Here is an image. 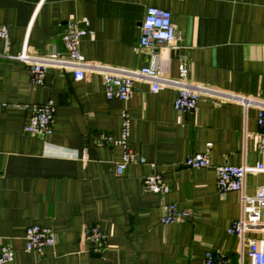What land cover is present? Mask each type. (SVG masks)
I'll use <instances>...</instances> for the list:
<instances>
[{
  "label": "crops",
  "instance_id": "obj_1",
  "mask_svg": "<svg viewBox=\"0 0 264 264\" xmlns=\"http://www.w3.org/2000/svg\"><path fill=\"white\" fill-rule=\"evenodd\" d=\"M150 5L169 11L174 41L134 49ZM81 17L88 23L79 41L86 61L155 66L170 77L182 63L189 83L238 98L199 95L193 111L176 112V89L151 91L145 79L133 82L126 100L106 99L96 71L74 80L70 71L48 67L42 82L32 83L26 66L10 56L63 53L65 21ZM0 24L7 30L0 39V245L13 252L4 264H202L206 250L228 264H248L245 242L227 233L240 214L239 191L219 193L212 167L182 161L205 153L212 165L264 162L257 108L240 99L264 101V0H0ZM47 100L50 132H26L32 105ZM122 112L134 158L118 174L122 148L100 134L120 137ZM150 173L160 175L166 193L144 188ZM261 184L264 172L247 174L244 192ZM165 203L189 217L160 223ZM32 224L54 235L41 252L24 249L23 231ZM88 225L105 236L99 250L85 237Z\"/></svg>",
  "mask_w": 264,
  "mask_h": 264
},
{
  "label": "built area",
  "instance_id": "obj_2",
  "mask_svg": "<svg viewBox=\"0 0 264 264\" xmlns=\"http://www.w3.org/2000/svg\"><path fill=\"white\" fill-rule=\"evenodd\" d=\"M78 23L83 25L78 27ZM88 23L84 17L78 20H66L64 30L60 34V43L63 53L53 52L47 55H31L21 52L10 56L20 60L28 69L30 81L40 84L44 71L48 67H55L70 71L74 80H79L86 71L99 72L104 97L106 99L126 100L133 89V82L145 79L149 83L151 91H157L165 87L176 89L172 101V108L176 112L193 111L199 95L209 98L225 99L238 98L237 95L214 87L189 83L186 76V67L180 63L178 73L170 77L155 66H141L139 68H121L108 65H99L86 61L79 51V41L88 32ZM7 30L0 24V39L5 40ZM174 41V28L170 20L168 10L156 6L145 7L140 21V35L134 49L146 47L150 49L161 45H172ZM242 103L253 104L257 108L256 125L259 130V149L264 151V101L240 97ZM53 105L50 100L32 105L31 112L24 130L31 134L49 133L52 126ZM122 130L118 138L110 134L101 133L100 139L105 144H115L122 148L115 171L120 174L125 165L133 160V153L128 146V118L125 112L121 113ZM138 161H143L140 157ZM183 165L191 168L212 167L215 176V186L219 193L225 191H239L240 214L230 221L227 233L236 235L240 242H245V256L248 264H264V236L250 237L247 232L264 230V184L258 185L253 193L244 192L245 176L250 173L264 172V162L256 161L252 165L217 164L212 165L205 153H193L186 156ZM142 184L145 189L156 194H164L169 190L168 185L160 175L150 173L143 177ZM189 217V212L177 208L173 203L162 205V214L159 221L162 224L182 221ZM86 239L95 250H99L104 243L105 236L95 225L84 228ZM24 249L26 251L41 252L54 243V235L49 227L32 224L24 228L22 235ZM12 249L7 245H0V264L11 261ZM202 264H228L226 258L215 250H206L203 254ZM238 264H242L239 262Z\"/></svg>",
  "mask_w": 264,
  "mask_h": 264
}]
</instances>
